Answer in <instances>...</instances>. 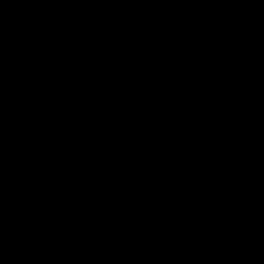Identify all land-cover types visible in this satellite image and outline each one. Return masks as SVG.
<instances>
[{"label":"water","instance_id":"water-1","mask_svg":"<svg viewBox=\"0 0 264 264\" xmlns=\"http://www.w3.org/2000/svg\"><path fill=\"white\" fill-rule=\"evenodd\" d=\"M0 264H264V0H0Z\"/></svg>","mask_w":264,"mask_h":264}]
</instances>
